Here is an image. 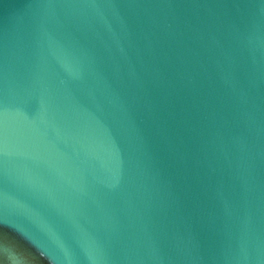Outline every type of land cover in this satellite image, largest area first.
<instances>
[{
  "label": "water",
  "instance_id": "1",
  "mask_svg": "<svg viewBox=\"0 0 264 264\" xmlns=\"http://www.w3.org/2000/svg\"><path fill=\"white\" fill-rule=\"evenodd\" d=\"M0 240L264 264V0H0Z\"/></svg>",
  "mask_w": 264,
  "mask_h": 264
},
{
  "label": "clouds",
  "instance_id": "2",
  "mask_svg": "<svg viewBox=\"0 0 264 264\" xmlns=\"http://www.w3.org/2000/svg\"><path fill=\"white\" fill-rule=\"evenodd\" d=\"M24 238L27 239V237ZM40 256L47 258L43 252H40ZM0 264H34V261L24 252L18 251L12 244L0 240Z\"/></svg>",
  "mask_w": 264,
  "mask_h": 264
}]
</instances>
